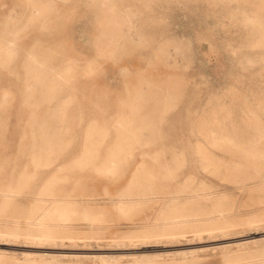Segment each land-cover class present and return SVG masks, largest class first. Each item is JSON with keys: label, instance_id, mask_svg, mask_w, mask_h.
Returning a JSON list of instances; mask_svg holds the SVG:
<instances>
[{"label": "rangeland", "instance_id": "1", "mask_svg": "<svg viewBox=\"0 0 264 264\" xmlns=\"http://www.w3.org/2000/svg\"><path fill=\"white\" fill-rule=\"evenodd\" d=\"M39 1L0 0V42L11 39L16 52L11 63L0 64V100L10 93L8 103L0 104V186L34 169L31 146L45 138L31 134L39 129L29 126L35 104L37 114L46 109L51 115L64 98L70 101L64 120L47 118L46 137L58 139L64 149L53 151L52 166L38 169L31 189L12 193L6 205L0 194V229L28 227L33 198L53 175L69 178L53 184L59 198L91 199L96 220L85 219L79 206L67 222L69 232L52 241L0 234V264H264V251L251 240L264 234V169L240 167L242 149L256 144L264 150V136L253 129L254 119L264 126V48L248 46L237 18L240 4L111 0L117 5L114 24L104 0ZM113 34H119L117 41L107 43ZM42 51L51 54L52 66H72L67 85L47 91L46 101L38 100L39 91L28 95L23 84L31 80L21 68L28 52ZM87 60L91 71L85 70ZM123 66L135 71L121 72ZM122 115L124 121L132 118L140 131L136 136L112 127ZM91 129L108 133L87 135ZM230 135L238 149L226 148L224 136ZM88 137L103 139V148L125 138L147 144L115 175L90 166L68 168ZM143 160L153 163L157 182L146 195L122 196ZM124 199L132 205L121 211L115 204ZM215 209L232 226L194 235V226L212 227ZM167 213L207 221L147 237L156 234ZM251 218L256 222L248 225ZM173 232L182 235H169Z\"/></svg>", "mask_w": 264, "mask_h": 264}, {"label": "bare ground", "instance_id": "2", "mask_svg": "<svg viewBox=\"0 0 264 264\" xmlns=\"http://www.w3.org/2000/svg\"><path fill=\"white\" fill-rule=\"evenodd\" d=\"M235 1L241 6V13L237 16L240 26L244 31L246 36L247 44L250 47H257V48H264V0H230ZM36 4L40 3L39 0H35ZM105 10L110 14V21L115 24L117 19V14L115 10L117 8L116 3L111 0H104ZM44 14L48 8L46 6L43 7ZM135 11V10H134ZM31 20L35 19V14H33ZM41 17H44L42 14ZM116 35V36H115ZM119 34H113V36H109L106 39V42L110 44V42L115 39L117 41ZM117 43V42H116ZM13 42L11 39H7L5 42H0V64L7 65L14 60L15 50L12 47ZM264 60V56L262 57ZM54 60L51 57L50 53L42 51L39 55H35L34 53L28 52L26 55L25 60L22 64V70L26 74V76L31 80L29 82L27 80L26 83L23 84L24 88L28 91V95L33 94V91H39L41 96L38 97V100L46 101L47 91L59 89L61 90L64 86L67 85L69 82V72L71 71V64L65 65L62 68H56L52 66L50 63ZM50 63V64H49ZM93 63L89 60L85 61V70L91 71V65ZM61 67V66H60ZM132 67V66H131ZM127 66H123L121 68V72L124 73H131L135 71V68ZM132 70V71H131ZM33 97L32 95H30ZM10 97V93L5 91L2 94L0 104L4 105L8 103V98ZM69 100L64 98L60 105L57 107L56 111L48 115L46 109L43 110L41 115L37 114L36 109L39 105L35 104V108L31 111V119L29 122L30 127H35L37 124L39 129L32 130L31 134H39L43 139H40L38 142L31 146L34 149L36 155H32L34 158L31 162L33 165V170L30 172L23 171L19 175V178H11L12 180L8 182V184L0 186V194L3 199V204H9L11 199L12 193H21L23 190L31 189L29 186L31 182L36 181L40 172L38 169L40 167H50L54 164L56 157H53V151H57L60 147L58 139L55 138H47L48 130L46 126H49V122L47 118H55L56 120L62 121L67 117V111L69 110ZM123 116V115H122ZM118 117L112 123V127L117 131H120L122 135H133L136 136L140 131L139 129H135L132 127L133 121L132 118L129 117L128 121H124L123 117ZM71 118V116H70ZM41 120V122H40ZM254 127L255 135L257 136H264V126H262L256 119H254ZM56 134L60 133L59 131H55ZM100 134L106 135L108 133L107 129H101L100 131H93L87 130L86 134ZM211 135L214 134V131L209 132ZM1 134V130H0ZM224 139L227 141L226 148L227 149H238L237 141L230 136H224ZM103 139L101 140H93L92 138L88 137L85 139V143L81 148L79 155L69 164H67L68 168L77 167L82 169L84 167H93L95 171L99 174L103 175H115L118 173L119 168L124 163L127 164L129 160L134 159V150L137 148H142L144 145L147 144L146 141L142 139H134V138H125L121 139L118 143L107 146L105 148L102 147ZM212 142L213 140L210 139ZM68 146V145H67ZM256 147L252 149H242L243 150V159L244 164L240 167H248L251 165L258 169H264V150H261V145H256ZM197 148L199 151H202L205 158L211 157L206 152L204 147H201L200 144H197ZM104 150V154H100V151ZM147 153L143 152L141 156H146ZM43 158V162L40 161ZM158 164V163H157ZM136 169L133 171L131 178L124 189L121 192L122 196H132V195H146L150 192H146L149 190L153 183L157 182V175L153 169V163L148 164L144 160L136 165ZM161 166V165H160ZM61 169V165L58 166L57 170ZM1 173V170H0ZM4 179H0V182ZM69 181V178L65 175L61 179L58 178L57 175H53L50 177H46L43 182L39 186V190L35 194L33 198V206L34 209L30 213V220L28 227L24 230L19 229H0V234L17 237L20 234L24 236L38 241H52L61 236L63 233L69 232L67 228V222L72 219L73 215L78 212L79 206L82 207L81 214L88 219L92 224L96 220V213H94L93 207L89 204L91 199H87L84 203H78L76 200H71L68 196L63 197V199L59 198V194L57 193V188L53 186L54 183L57 181ZM78 181V179L76 180ZM162 181V180H161ZM140 184L142 185V189L137 192H133L130 190L131 185ZM157 190V189H156ZM159 191V190H158ZM108 194V192L106 193ZM151 194H154L151 192ZM150 198V197H149ZM151 199V198H150ZM169 202V201H168ZM83 204V205H82ZM4 205V206H5ZM129 205H132V201L129 202L128 199L118 200L115 207L121 211H125ZM220 216V218H217ZM223 214L221 210L215 209L212 211V216L210 221L213 223L212 227L210 228H195L191 231L196 236H200L202 232L211 233L213 231H221L230 227V222L228 221H221L223 220ZM217 221H216V220ZM207 221V220H206ZM205 220L200 222H196L195 220H190L185 218L184 216H170L168 213L165 217L162 218L163 224L160 227H155L154 231L156 234L152 233L147 237H151L152 235H159L157 231H173L179 228L190 226L193 223H197L200 225H205ZM256 220L254 218L249 219L246 221L248 225L254 224ZM196 225V224H195ZM169 235L177 236L182 234H177L175 232L169 233ZM242 240V239H241ZM244 240V239H243ZM253 242H256L258 246L261 247V251H264V234L260 235L258 238H251ZM238 241V240H237ZM250 240H246L244 242H249ZM228 243V242H227ZM229 244V243H228ZM212 245V244H211ZM254 245V244H253ZM9 247V246H8ZM172 250V249H171ZM43 251V250H42ZM66 251V250H65ZM164 251V250H163ZM41 252V250H40ZM49 252V251H48ZM52 252V251H51ZM54 252V250H53ZM58 252V251H57ZM60 252V251H59ZM58 252V253H59ZM62 252V251H61ZM72 252V251H71ZM142 252V251H141ZM64 253V252H63ZM74 253V252H73ZM79 253V252H77ZM119 253V252H118ZM130 253V252H129ZM65 254V253H64ZM148 259H146V262ZM139 264V263H136Z\"/></svg>", "mask_w": 264, "mask_h": 264}]
</instances>
